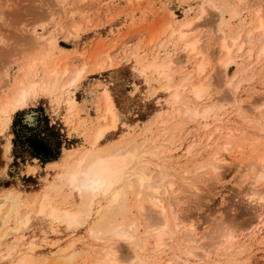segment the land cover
<instances>
[{"label":"rangeland","instance_id":"1","mask_svg":"<svg viewBox=\"0 0 264 264\" xmlns=\"http://www.w3.org/2000/svg\"><path fill=\"white\" fill-rule=\"evenodd\" d=\"M198 1L0 0V97L9 93L11 84L15 80L22 78L27 64L31 63L32 59H35V67L29 73L28 80L34 79L40 83L42 81L48 86L35 91L25 106L12 111L10 114H0V194L12 190L20 194L22 200L25 199L26 208L29 209L34 205L33 198L36 196L35 194L40 192L55 177L60 168L59 165L65 159L62 156L82 148L81 146H86L87 142L84 139L86 140L87 135L89 136L100 122L99 114L102 113L101 93L105 87L111 91L122 117L118 127L107 133L104 139L99 142L100 147L107 142L118 140L119 137H125V134L126 137L137 134L145 126L152 124L155 114L161 112L160 122L164 123L161 126L174 124L175 127L172 129L175 132L171 130L169 135L174 132L172 136L176 138H174L171 146L170 143L168 144L165 141L158 142V146L163 151L160 155L165 157H163V160H177L176 162H179V164L185 165L189 158L191 162L188 160V165L193 166L196 165L195 162L199 163L197 161L204 159L206 155L211 156L210 154L215 150V147L212 146L213 150L210 149V152L206 153L204 143L207 140L205 139L208 136L207 134L212 131V125L202 129V126L196 123L197 120H189L186 117L181 119L178 114L165 111L167 110L165 101L160 95L154 96L149 93L150 91L145 92L149 86L154 85L153 81L145 85L142 78L133 70L134 62L137 63L136 65L140 63L143 65L158 62L162 57L183 58L182 41L177 39L176 35L172 36V32L176 26L185 23V21L194 20L193 25L197 24V28L186 39L202 36L203 34L207 38L204 44L212 41L218 13L207 6V13L199 19L196 18L199 13ZM211 2L213 4L221 2L220 4L228 7L223 15L224 19L228 20H225L226 23H229L226 34L230 37L240 33V37L243 39L246 30L255 26V16L253 19V15H256L255 8L260 7L259 14L264 16V0H211ZM249 6L251 9L248 8ZM231 8L237 9V15L234 17L231 15ZM73 29L76 30V34L74 37H70L68 32L72 31L73 33ZM208 35L211 40L207 37ZM199 44L201 45V43ZM247 47L250 46L244 45L240 51L232 53V61L229 63L228 71L224 75L226 77L222 75L220 69L217 70V63L215 64L216 59L223 54L215 56V52H213L214 55L209 52L207 56L209 67L207 66L206 71L209 70L210 73L208 82L209 80L214 82L210 81L212 84L209 89L210 95H212L210 99L217 102L226 100L227 102L224 101L227 103L226 108L233 102V107L231 105L229 111L226 112V114H230L223 116L224 121L228 120L226 126L232 129L238 127V129L246 130L248 134L257 137L253 138L251 143L244 141L218 149L220 159L225 160L219 163L220 168L217 178L216 176H214L215 178L212 177L213 175L209 176V174H204V176L203 173L201 174V170L198 171L199 175L193 170L194 174L192 168L190 171L193 173H191V177L194 184H187L185 179L181 180L183 177L180 176L184 174L181 169H177L178 171L175 169L176 177L165 178L172 184L171 189L174 191V197L181 200L176 212L179 218L184 221L176 232L177 238L182 235L185 227L193 223L196 234L200 235L199 238L201 237L198 245H205V247H202L207 250L212 249V245L209 244L220 239L217 236L225 231L221 230L225 226L232 231L233 237L236 235L233 240L245 246L248 244L245 247L246 249L237 256L239 259L235 257L232 262L229 261L230 263L223 261L225 264H264V211L261 214L262 209L264 210V199H262V202L257 203L258 200L251 201V198L247 195L250 189L251 191L259 189L261 196L264 197V179L256 182L255 185H249V182L254 179L253 174L256 167L251 165L249 160H246L248 155L252 157L257 152L258 146L264 144V133L255 131L252 124H248L247 121L238 116V112L248 113L247 108L250 105L252 107V103H255L253 105L257 104L256 106L259 107L256 111L264 117V56L254 66V70L257 71L256 75L240 82L241 85L239 84L235 97L237 98L235 100L239 102L237 106H235L237 103L235 104L230 97L231 92L228 91L224 81H227L229 77H233L231 75L236 74L233 81L239 83L238 81L243 79V77L241 79V71L250 62L254 63V58H246ZM252 49L256 51L257 46ZM210 50L212 49L210 48ZM197 59L198 57L189 58L185 62L186 69L175 73V76L193 72L194 62ZM100 65L102 66L99 68ZM55 66L58 68L57 83L52 82L50 79L47 81L51 70ZM81 67H84L82 77L72 88L71 93L59 94L57 88V85L59 86L58 78L61 77L59 82L65 81V77H70L75 70ZM63 68L68 71L64 76H62ZM221 76L224 78H221ZM71 95L75 103L72 109L66 112L65 100ZM255 99L259 101L255 102ZM204 102L205 100H202L198 104H204ZM190 105L192 107L197 106L196 102H191ZM28 116H31V120L28 119ZM78 118L84 119L80 120L81 125H76L79 122L76 121L79 120ZM164 118H167L168 121ZM68 119L73 121L67 123ZM178 120L183 123L180 124ZM24 125L31 128V130L24 132L26 136L34 135L35 138L33 139L39 140L40 146L38 148L36 143H32L33 147H36L33 148L27 146L26 143H22L21 140H15L14 130L19 131L21 134L25 129L22 128L21 130L20 127ZM75 126L78 127L74 132L72 129ZM158 132L152 129L147 136ZM169 135L166 134L164 138ZM216 137L217 134H214L213 138ZM26 142L28 143V141ZM190 144L194 147L190 148ZM43 148H48L54 153L57 152V157L54 160L45 162L31 153L34 150L41 152ZM187 150L191 153L187 154ZM199 150L200 152H198ZM192 156H196L195 159ZM190 157L192 158L190 159ZM239 161L241 166H239ZM188 175L185 174L184 176ZM61 196L59 194L56 197L59 202L63 200V196ZM28 205L30 206L28 207ZM23 211L24 208L21 212L23 213ZM135 215V210L132 208V212L127 214V219ZM32 221L34 222H30L31 226L27 228L28 231L24 233L23 237L26 239L31 236L37 237V240L33 242L37 246L28 255L26 264H52L63 250L75 245L81 248L86 247V252L82 254L84 257L76 258L71 264H86L87 259L93 256L96 250L98 251L99 246L97 244H94V246L92 243H87L84 228L71 234L68 232L52 234L48 236L49 239L47 237V241H42L40 237L43 236L38 230L41 231L39 227H42L43 222ZM250 221H252V224L248 226ZM253 221L255 222L253 223ZM139 223L138 231L141 233L144 226L141 221ZM7 227H9V224L2 226L4 229L0 227V234ZM175 240L177 239L175 238ZM168 247H164V251L160 254L156 252V255L152 250H149L152 249V246L148 244L146 248L149 249L145 250L146 256L151 253L148 256L150 259H148L151 260V256H154L152 262L156 258L153 264H165L164 262H168L170 259H172L171 264H174V262L177 264V260L179 264L182 260L173 257L174 254L175 256L178 255V251L173 246V248ZM201 249L198 248L196 251L200 253ZM122 250H126L124 245ZM181 258L185 259L183 256ZM187 261L190 264L194 260L188 259ZM6 263L1 262L0 264ZM219 264H222V260L219 261Z\"/></svg>","mask_w":264,"mask_h":264},{"label":"bare ground","instance_id":"2","mask_svg":"<svg viewBox=\"0 0 264 264\" xmlns=\"http://www.w3.org/2000/svg\"><path fill=\"white\" fill-rule=\"evenodd\" d=\"M220 3L218 2L217 5L216 3L213 4L211 0L198 1L199 13L196 18L199 19L207 13V6L213 8V10L218 13V17L216 16L217 19L215 20L216 24L214 25L213 37H209L210 34L207 36L209 39H212L211 42L204 44L207 38L203 36V34L202 36L197 35L198 37L186 39L188 35L192 34L193 30L197 28V24L193 25L195 22L194 20L185 21V23L176 26L172 32V36L176 35L177 39L182 41L183 58H171L170 56L162 57L158 62L156 61L143 65L141 63L136 65L137 63L134 62V60H136L134 59L135 57L132 58L135 64L133 70L142 78L144 84L148 85L150 81H153L154 85L149 86L148 90L146 89L147 91L145 92L150 91L149 93L154 96L160 95L165 101L164 103L167 108L165 111L176 113L181 119L186 117L189 120H197L196 123H198L199 126L201 125L202 129L212 125V131H209V134L206 133L208 136L205 138L207 139L204 143L205 147L203 146L206 153L210 152V149L213 148L212 146L215 147V150L210 154L211 156L208 155V157L206 155L205 158L201 156L204 158L202 159L203 161H197L199 163L195 162L196 165H193V161V166L188 165L189 158L187 162L184 161L185 165L179 164V162H176L177 160H163L165 157L160 155L163 151L158 146V142L165 141L168 144L170 143L171 146L175 138L172 136L175 132L172 128L175 126L174 124L161 126L163 123L160 122L161 112L155 114L152 124L147 125V127L145 126V128L141 131L139 130L140 132L137 134L128 137H126L125 134V137H119L117 138L118 140L107 142L100 147L99 142L104 139L107 133L114 131L118 127L122 117L112 97L111 91L106 87L103 90L101 89L102 113L99 114L100 122L98 126L94 128L91 134L88 132L89 136L87 135L86 140L84 139V141L87 142L86 146H81L82 148H78L62 156L65 159L62 161L63 163L59 165L60 168L58 172L56 171L57 174L48 185L35 194L36 196L33 198L34 205L31 207L28 205L29 209L26 208L27 204L25 199L22 200L20 194L12 190H7L0 194V227L2 228V226L9 224V227L0 234V263H27L28 255L37 246L33 243L37 240V237L31 236L29 239L23 237L24 233L28 231L27 228L31 226L30 222H34L32 220L43 222L42 227H39L41 231L38 230L43 236L42 238L40 237L42 241H47V237L52 234H57L59 232H68L71 234L84 228L87 243L89 242L99 246L98 251L96 250L95 253L92 251L93 256L87 259L88 261L86 264H153L156 258L152 262L154 256H151V260H149L150 258L148 257L151 253H148V256H146L145 250L149 249L146 248L148 244L152 246V249L149 250H152L155 254L156 252L160 254V252L164 251L163 248H166V246H170L168 248L175 247L178 251V255L175 256L173 253V257L182 260L179 264H188V259L194 260L190 264H219L221 260L222 264L224 263L223 261L230 263L229 261L232 262L235 257L237 258V256L246 249L245 247L248 244L245 246L233 240L236 235L233 237L232 231L226 228V226L221 229L225 231L217 236L220 237V239L209 244L212 245V249L209 250L204 248L205 245H198L201 237L199 238L200 235L198 236L196 234V228L192 225L193 223L185 227L182 235L177 238L176 232L180 224L184 221L182 218H179L176 212L181 200L178 197H174V191L171 189L172 184L165 179L166 177H176L177 174L174 172L175 169H181L184 172V174L181 173L182 176H180V174L179 176L181 178L183 177L181 180L185 179L187 184H194V180L191 177L194 171L198 174V171L201 170V174H209V176L213 175L212 177L216 176L217 178L220 168L219 163L225 160L220 159L218 149L233 143H242L244 141L251 143L253 138L257 137L248 134L246 130L238 129V127L232 129L226 126L228 120L224 121L225 119H223V116H225L227 110L231 108V105L233 107V102L230 105L228 103L229 107L226 108L227 101L223 100V98V101L219 102L210 99L212 95H210L209 89L212 84L210 83L211 80L208 82L210 73L209 70L206 71V69L207 66L209 67V60L207 57L209 52H211V55L216 53L215 56L217 54H223L220 58H217L218 61L216 59L215 64H218H216L217 70L220 69V72L222 71V75L224 76L228 71L229 63L232 61V53L240 51L244 45L251 47H247L246 58H254V63L250 62L248 66H244V70L241 69V79L242 77L243 79L237 78L241 81L237 80L239 83L236 81L234 82L233 80L236 74L233 73L234 75H231L233 77H229L227 81L224 80L228 87V91L231 92L230 97L235 104L237 103L236 105L234 104L237 106L239 102L235 100L237 99L235 97L240 82L256 75L257 71L254 70V66L264 56V16L259 14L261 11L260 7H258V9L255 8L256 15H253V19L255 16V26L246 30L243 39H241L240 33L230 37L226 34L229 23H226L228 20L224 19L223 15V13L228 10V7ZM248 8L251 9L250 6ZM230 11L233 17L237 15L236 8H231ZM222 24L224 25L222 26ZM68 34H70V37H74L76 30L73 29V33L70 31ZM199 43H201V45ZM210 45H212L213 48L210 47ZM254 46H257L256 51L252 49ZM209 47L212 50H210ZM195 57H198V59L194 62L193 72H188L186 74H183V72L181 73L183 75L179 74V76H175V73L186 69L185 62L188 61L189 58L193 59ZM34 61L35 59H32V62L27 64L22 78L20 80H15L14 83L11 84L9 93L3 96L1 95L0 114H10L12 111L25 106L30 97L34 95L35 91L48 87L45 82L41 81L40 83L34 79L28 80L29 73L35 67ZM101 66L102 65H100L99 68ZM83 70L84 67L78 68L70 77H65V81L59 82L61 77L58 78L59 86L57 85V88L59 94H70L72 88L81 79ZM211 70L214 72L213 69ZM57 73L58 68L55 66L50 74L48 73L50 77L48 76L47 81L50 79L52 82L57 83ZM67 73L68 71L66 68H63L62 76ZM223 76H221V78ZM202 100H205L204 104H198V102ZM258 101L259 100L255 99V102ZM191 102H196L197 106L192 107L190 105ZM74 103L75 100L72 95L65 100L66 112L72 109ZM253 104L255 103H252V107H250V105L247 108L248 113L238 112V116L242 120L247 121L248 124H252L255 131L264 133V117L261 116V113L256 111L259 108L256 106L257 104ZM229 114L227 113L226 115ZM235 116L237 115L235 114ZM28 119L31 120V116H28ZM80 120L82 121L84 119L76 120L79 121L76 125L82 124ZM72 121L73 120L68 119L67 123ZM178 122L180 124L183 123L179 120ZM179 123L177 124L180 125ZM77 127L78 126H75L72 130L76 131ZM152 129L159 132L147 136L148 132ZM171 130L174 132L169 135V131ZM166 134L169 136L164 138ZM214 134H217L216 138H213ZM199 142L201 141L199 140ZM192 144L194 145L195 143ZM193 145L190 144V148H192ZM187 151V154L191 153L189 150ZM192 151L194 152V150ZM198 152H200V150ZM192 157H190V159ZM195 157L196 156L193 158L195 159ZM246 160H249L251 165H255L256 167L255 173L253 174L254 179L249 182V185H255L256 182L264 179V144L258 146L257 152H255L252 157L248 155ZM189 162L191 161L189 160ZM239 164V166H241V162ZM191 168L193 173L190 171ZM185 174L191 175L184 176ZM258 190L251 191L250 189L247 193L251 201L258 200V203L262 202V199H264ZM59 194L63 196L61 202L56 199ZM23 208L24 211L22 213L21 210ZM132 208L135 210L136 215L127 219V214L132 212ZM263 211L262 209L261 214ZM140 221L144 226V230H142V232L144 231L143 233L138 231V224H140ZM254 222L255 221H253V223ZM251 224L252 221L248 222V226ZM185 225L187 226V224ZM49 238L50 237H48V239ZM175 238L177 240H175ZM70 244H72V242H70ZM123 245L126 247L125 251L122 250ZM91 247L93 248V246ZM198 248H202L200 253L196 251ZM85 252L86 247L81 248L77 245L69 246L60 253L58 258L56 257L57 260L54 258L55 261L53 260L54 262H52V264H71L73 260L82 256ZM245 254L247 255V253ZM182 256L185 257V259H182ZM82 257H84V255ZM171 260L172 259L164 263L171 264ZM174 264L176 263L174 262Z\"/></svg>","mask_w":264,"mask_h":264},{"label":"trees","instance_id":"3","mask_svg":"<svg viewBox=\"0 0 264 264\" xmlns=\"http://www.w3.org/2000/svg\"><path fill=\"white\" fill-rule=\"evenodd\" d=\"M13 124H14V128H15V126H16L15 125V121H14ZM20 128H21V130H22V128L25 129V130H23V132L21 134L19 133V131L14 130L15 140L16 141H17V139L21 140L22 143H26V145L30 146V147H33L32 143H36L37 144V148H38L40 146L39 145L40 142H38L39 140L38 139H36V140L33 139V138H35L34 135H29V136L27 135L26 136V133H24V132H26L28 130H31V128L26 126V125H24L23 127H20ZM23 137H25V138H23ZM26 141H28V143ZM33 148H36V147H33ZM31 153L33 154V156H35V157H37V158H39V159H41L42 161H45V162L50 161V160H54L57 157V155H58L57 152H55V153L51 152L48 148H43L41 152H37V150H34Z\"/></svg>","mask_w":264,"mask_h":264}]
</instances>
